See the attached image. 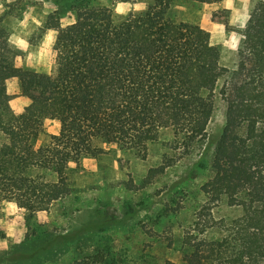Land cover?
Wrapping results in <instances>:
<instances>
[{
    "label": "trees",
    "instance_id": "obj_1",
    "mask_svg": "<svg viewBox=\"0 0 264 264\" xmlns=\"http://www.w3.org/2000/svg\"><path fill=\"white\" fill-rule=\"evenodd\" d=\"M169 10L157 0L145 14L116 22L111 10L81 4L74 21L58 31L53 74L10 66L1 49L0 198L31 214L47 209L73 191L68 162L98 156L99 142L145 153L161 130L171 128L177 148L189 153L206 139L221 50L199 25L169 20ZM50 20L48 27L58 29ZM243 35L229 80L233 94L223 92L225 125L202 188L206 200L183 236L187 264H264V0L255 3ZM12 78L45 115L11 113ZM47 119L61 128L40 145ZM167 166L151 170L146 183ZM221 202L240 214L215 218Z\"/></svg>",
    "mask_w": 264,
    "mask_h": 264
},
{
    "label": "rangeland",
    "instance_id": "obj_2",
    "mask_svg": "<svg viewBox=\"0 0 264 264\" xmlns=\"http://www.w3.org/2000/svg\"><path fill=\"white\" fill-rule=\"evenodd\" d=\"M156 1L0 0V52L5 47L10 66L53 74L58 31L74 21L81 4L111 10L115 21L122 22L145 14ZM162 1L170 4L169 20L199 25L221 50L208 136L189 153L177 148L171 128L161 130L145 153L99 142L103 151L98 156H75L68 162L73 191L47 209L31 214L15 200L0 198V264H187L183 236L206 200L202 188L211 177L214 147L225 125L223 92L233 94L229 80L239 61L243 31L260 0ZM51 16L58 29L48 27ZM7 88L13 115L26 109L46 114L41 103L23 95L19 78L8 80ZM60 128L58 120H45L39 144H48ZM168 164L146 183L151 170ZM212 214L233 218L240 210L221 202Z\"/></svg>",
    "mask_w": 264,
    "mask_h": 264
},
{
    "label": "clouds",
    "instance_id": "obj_3",
    "mask_svg": "<svg viewBox=\"0 0 264 264\" xmlns=\"http://www.w3.org/2000/svg\"><path fill=\"white\" fill-rule=\"evenodd\" d=\"M245 4H247V0H245ZM247 22V17L244 18V20L241 22L240 26L244 27Z\"/></svg>",
    "mask_w": 264,
    "mask_h": 264
}]
</instances>
